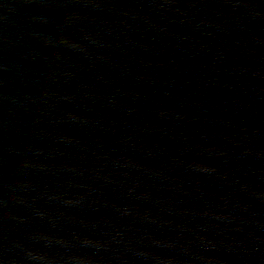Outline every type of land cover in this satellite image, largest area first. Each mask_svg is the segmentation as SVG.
<instances>
[{"label":"water","instance_id":"water-1","mask_svg":"<svg viewBox=\"0 0 264 264\" xmlns=\"http://www.w3.org/2000/svg\"><path fill=\"white\" fill-rule=\"evenodd\" d=\"M0 264H264V0H0Z\"/></svg>","mask_w":264,"mask_h":264}]
</instances>
